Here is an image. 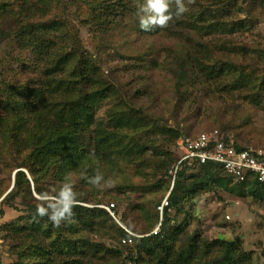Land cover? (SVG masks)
Masks as SVG:
<instances>
[{
	"label": "trees",
	"instance_id": "1",
	"mask_svg": "<svg viewBox=\"0 0 264 264\" xmlns=\"http://www.w3.org/2000/svg\"><path fill=\"white\" fill-rule=\"evenodd\" d=\"M200 1L195 0L189 5L184 0L189 10L179 18L174 17L163 29L191 31L202 40L211 34L226 36L245 27L228 20L230 2L227 0ZM102 2L100 10L109 14L112 20L122 18L128 10L123 0ZM172 2L170 9L174 12L176 6L174 0ZM20 3L21 12L31 19L30 22L7 31L0 29V40L13 39L21 59L26 52L33 56L26 55L24 59L33 60L32 69L38 73L37 77L31 75L30 83H18L11 78L16 76L15 70H0V176H6L11 182L12 175V184L2 202H8L14 193L23 201H34L30 189L40 196L52 194L63 198L68 192L66 185L62 186L63 193L47 190L46 185L50 184L52 188L55 183H67L72 174L79 175V180L75 185L76 195H69L77 201L69 220H62L56 226L49 214L40 216L38 206L33 205L26 211V223H12L16 226H10L11 232L20 237V243L17 260L11 264H34L25 261L28 248L36 254L35 264H109V260H120L114 264H252V252L241 248L239 237L208 241L198 234L189 236L188 223L171 224L168 211L173 208L177 214L181 213L190 199L217 186L228 191L229 186L233 190L243 185L248 193L263 199L264 184L255 176L249 175L242 183L231 184V179L214 163L181 169L167 197L168 205L160 214L157 208L160 200L154 206V214L147 218L149 222L163 218L160 222L158 219V231L138 233L142 236L134 238L131 244L121 243L128 234L103 208L112 204L114 214L117 212L115 203L101 205L96 201L92 207L79 203L90 201L83 194L91 179L101 177L106 168L115 172L121 163H132L139 175L141 170L150 168L155 175L160 174V182L168 180V187V170L174 162L173 151L169 149L180 133L156 125L150 132L135 136L142 131L141 110L106 80L92 56L81 50L78 37L62 32L66 29L62 21L51 19L45 23L37 20L48 15L51 1L22 0ZM5 6L4 9L8 7ZM10 14L9 8L1 10L0 20ZM157 28L151 27L152 30ZM209 43L207 40L189 43L185 53L189 69L199 73L202 80L216 83L224 80L223 85L229 91L242 89L249 94L251 102L263 105L264 77L257 75L251 67L249 71L248 65L240 67L233 61L226 66H216V59L211 55L213 51L205 50ZM212 43L215 51L231 49L239 56L247 54L245 45ZM206 54L207 60H215L213 64L202 61ZM18 62L22 65L23 61L18 59ZM180 78L184 81L186 77ZM105 102L110 105L100 114ZM147 154H151L152 159L147 158ZM39 203V207L48 212L51 208L56 212L62 207V203L52 199ZM109 220L113 239L120 245L118 248L93 242L82 234L93 226L105 230Z\"/></svg>",
	"mask_w": 264,
	"mask_h": 264
},
{
	"label": "rangeland",
	"instance_id": "2",
	"mask_svg": "<svg viewBox=\"0 0 264 264\" xmlns=\"http://www.w3.org/2000/svg\"><path fill=\"white\" fill-rule=\"evenodd\" d=\"M21 1L0 0V11L7 8L11 11L6 19L0 20L1 30L7 31L30 22L31 19L21 12ZM48 1H51L50 12L37 20L45 23L51 19L62 21L66 25L62 32L78 37L81 50L92 56L106 80L141 110L143 115L139 120L142 131L135 136L150 132L156 125L177 131L180 136H194L200 131L217 128L224 138L235 145L264 148V102L261 106L251 102L249 94L246 95L242 89L229 91L223 85L224 80L217 83L202 80L199 73L189 69L185 60L189 43L207 40L210 45L205 50L213 51L211 55L216 59V66H226L233 61L234 65L240 67L248 65L249 71L252 68L257 75L264 77V0H227L230 2L228 20L245 27L226 36L211 34L202 40L191 31L180 28L169 31L170 28L158 27L156 30L143 31L137 9L144 0H123L128 10L118 20H112L109 14L100 10L102 0ZM205 1L201 0L200 3ZM5 5H8L6 9ZM141 15L147 18L150 13L143 11ZM215 41L233 46L245 45L247 54L239 56L231 49L215 51L212 43ZM26 55L33 57L28 52ZM26 55L21 59L13 39L0 40V70H15L16 76L11 78L18 83H30L32 76L37 77L38 71L32 69L33 60L24 59ZM207 56L204 55L202 61L213 64L215 60L209 61ZM18 59L23 61L22 65ZM227 74L230 76V72ZM184 75V81L180 80ZM109 105L110 102H105L99 113L103 114ZM173 146H170V151H173ZM147 156L149 159L153 157L151 154ZM140 172V175L137 174L132 163H121L115 172L106 168L100 174L99 185L91 183L85 189L83 197H88L90 201L79 203L92 207L96 201L101 202V205L113 202L117 210L114 216L125 229L137 234L154 230L159 218L156 221L151 219L150 222L147 218L154 214V206L169 195L171 182L167 187L168 180L166 183L160 182V174L155 175L148 167ZM10 179L11 182L6 176H0V264H11L17 260L20 237L11 232L10 226H16L12 223H26V211L33 205L41 206L39 202L43 200L63 201L62 197L52 194L40 196L30 189L34 201H23L20 195L14 193L8 202L3 203L2 198L12 184V175ZM109 179L114 181L113 186H108ZM78 180L79 175L72 174L67 183H55L52 188L49 184L46 189L63 193L62 186L66 185L67 193L75 196ZM229 187L226 191L217 186L190 199L185 210L179 214L170 208V222L188 223L186 231L189 236L198 234L208 241L239 237L241 248L252 252V264H264V198L248 193L243 185L233 190ZM49 211V214L54 213L55 209ZM161 220L163 218L159 222ZM107 223L105 230L93 226L82 234L93 242L118 248L119 243L113 239L112 222L109 220ZM25 255L26 263L35 264L37 258L31 248L27 249ZM109 261V264L120 262Z\"/></svg>",
	"mask_w": 264,
	"mask_h": 264
},
{
	"label": "built area",
	"instance_id": "3",
	"mask_svg": "<svg viewBox=\"0 0 264 264\" xmlns=\"http://www.w3.org/2000/svg\"><path fill=\"white\" fill-rule=\"evenodd\" d=\"M174 163L168 170L171 183L183 168H196L202 164L214 163L220 166L222 173L231 179V183H242L249 175L255 176L259 183L264 184V148L237 147L231 141H226L223 134L213 128L200 131L196 135H181L173 146ZM168 205L167 197L161 200L157 207L160 214ZM106 211L118 223L112 204L104 206ZM120 226L124 228L121 224ZM159 223L151 233H156ZM128 237L122 238V244H131L134 238L141 237L124 228Z\"/></svg>",
	"mask_w": 264,
	"mask_h": 264
},
{
	"label": "clouds",
	"instance_id": "4",
	"mask_svg": "<svg viewBox=\"0 0 264 264\" xmlns=\"http://www.w3.org/2000/svg\"><path fill=\"white\" fill-rule=\"evenodd\" d=\"M172 0H144V3L138 6L137 14L139 15L140 28L143 31H150L151 28L148 27L151 24L153 27L165 28L168 26L169 22L175 18H179L182 14L187 12L189 9L185 4L184 0H174L175 3V11H171L170 5L172 4ZM187 3L194 4L195 0H187ZM146 11L149 12L150 15L145 18L141 15V12ZM174 153V152H173ZM100 176H97L95 179H91L89 182L94 185H99ZM170 178V177H169ZM171 182V179H170ZM108 186H113L114 181L109 179L107 182ZM173 183H171L172 187ZM168 197V196H167ZM77 201H73L69 194L65 192L63 194L62 207H59L55 213L48 212L47 209L37 207V213L40 216H44L49 214L50 220L56 225L59 226L62 220H69L73 213L72 208ZM104 208V206H103ZM105 209V208H104ZM67 213V215H65Z\"/></svg>",
	"mask_w": 264,
	"mask_h": 264
},
{
	"label": "water",
	"instance_id": "5",
	"mask_svg": "<svg viewBox=\"0 0 264 264\" xmlns=\"http://www.w3.org/2000/svg\"><path fill=\"white\" fill-rule=\"evenodd\" d=\"M28 176V175H27ZM29 177V176H28Z\"/></svg>",
	"mask_w": 264,
	"mask_h": 264
}]
</instances>
